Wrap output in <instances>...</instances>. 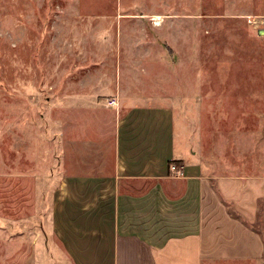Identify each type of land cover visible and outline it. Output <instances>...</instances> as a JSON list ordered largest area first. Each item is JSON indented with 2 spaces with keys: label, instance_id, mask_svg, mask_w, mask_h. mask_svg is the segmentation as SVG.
<instances>
[{
  "label": "rangeland",
  "instance_id": "374dc122",
  "mask_svg": "<svg viewBox=\"0 0 264 264\" xmlns=\"http://www.w3.org/2000/svg\"><path fill=\"white\" fill-rule=\"evenodd\" d=\"M112 96L169 106L210 173L263 175L264 0H0V264L50 236Z\"/></svg>",
  "mask_w": 264,
  "mask_h": 264
},
{
  "label": "crops",
  "instance_id": "0c3cea01",
  "mask_svg": "<svg viewBox=\"0 0 264 264\" xmlns=\"http://www.w3.org/2000/svg\"><path fill=\"white\" fill-rule=\"evenodd\" d=\"M117 98L61 160L50 236L24 264H264V174L210 173L169 106Z\"/></svg>",
  "mask_w": 264,
  "mask_h": 264
},
{
  "label": "built area",
  "instance_id": "2783aa9c",
  "mask_svg": "<svg viewBox=\"0 0 264 264\" xmlns=\"http://www.w3.org/2000/svg\"><path fill=\"white\" fill-rule=\"evenodd\" d=\"M118 104H119V102H118V98L117 97H113V98H110V99H107L106 100V103H105V106L106 107H115V108H117L118 107ZM179 165H178V168H177V165H175V164H170V169L171 170H179ZM178 174H180V173H178Z\"/></svg>",
  "mask_w": 264,
  "mask_h": 264
},
{
  "label": "trees",
  "instance_id": "16d2710c",
  "mask_svg": "<svg viewBox=\"0 0 264 264\" xmlns=\"http://www.w3.org/2000/svg\"><path fill=\"white\" fill-rule=\"evenodd\" d=\"M259 218H260V214H259Z\"/></svg>",
  "mask_w": 264,
  "mask_h": 264
},
{
  "label": "bare ground",
  "instance_id": "6f19581e",
  "mask_svg": "<svg viewBox=\"0 0 264 264\" xmlns=\"http://www.w3.org/2000/svg\"><path fill=\"white\" fill-rule=\"evenodd\" d=\"M158 25V24H157Z\"/></svg>",
  "mask_w": 264,
  "mask_h": 264
}]
</instances>
